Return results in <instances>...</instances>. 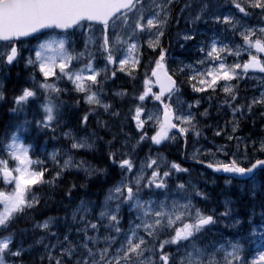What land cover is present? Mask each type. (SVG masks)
Listing matches in <instances>:
<instances>
[{
    "label": "snow or ice",
    "instance_id": "snow-or-ice-1",
    "mask_svg": "<svg viewBox=\"0 0 264 264\" xmlns=\"http://www.w3.org/2000/svg\"><path fill=\"white\" fill-rule=\"evenodd\" d=\"M178 2L183 3L179 9L181 14L190 12L189 22L193 26L202 20L207 23L205 17H208L214 24L223 25L225 31L230 30L233 36L238 34L242 44L218 46L217 41L213 40L207 48H199L204 57L197 63L205 65L211 62L214 66L204 71L192 65L170 70L167 50L161 38L175 18L173 13ZM229 3L243 16L237 18L231 11L228 14L213 11L211 0H0V77L7 79L13 68L23 65L29 70L28 79L31 81V84L22 86L18 91L13 90L10 99L8 89L0 81V101L11 104L10 112L25 115L36 104L42 109L43 116L35 124L37 128L50 130L53 139H57L54 134L60 126V110L65 105L61 96L70 91L81 94L80 99L74 100L76 107L80 106L81 100L89 106L79 121L83 130L88 128L89 116L97 114L99 109L111 117H119L120 113L113 110V105L103 99L104 83L114 78L117 70L136 79L135 72L143 55L140 39L147 36V47L158 50V56L150 69V75L145 72L143 90L135 97L141 104L135 106L132 119L140 135L136 143L131 145L130 152H135L146 140L160 145L163 141L175 139L169 135L173 129H178V133L185 137L189 133L196 137L201 135L197 117L192 111L194 106L199 107L200 100L197 99L194 104L188 103L187 111H184L185 102L180 100V88L174 78L187 68L191 73L187 77L188 83L194 92L205 93L210 89L214 93L217 87H221L225 94L223 103L232 110L231 134H227L226 139L235 141L236 151L231 153L233 158L227 162H209L207 167L215 172L248 177L255 182L257 174L264 175V135L252 139L250 135L240 137L235 134L239 130L237 116L251 115L256 106L264 107V92L259 98L253 97L250 102L237 103L238 90L230 82L250 70L264 73V56H261L264 54V25L255 27L247 23V18L257 15V9L261 21H264V0H229ZM193 8L196 11L191 14ZM85 28L90 35L85 40L84 50L80 52L74 48L70 50L66 46L69 43L67 39L51 35L57 29L67 35H74L77 29ZM97 29L99 36L94 35ZM181 38L187 42L196 37L192 32H185ZM33 40L37 41L34 46L31 45ZM89 44L92 45L91 49ZM25 52L29 54L26 56ZM244 52L248 54L246 61L226 62L227 56L239 58ZM82 61L86 62L81 64ZM99 61L104 62V67L96 66ZM109 65L113 66L110 74ZM37 72L42 79L37 78ZM61 81H67L72 88L61 87ZM220 81L225 83L220 85ZM153 88L159 90L153 91ZM114 95L123 97L127 92L119 91ZM148 98L163 105L162 118L150 112L146 119L142 118L146 113L143 102ZM200 115L207 116V109ZM261 116L264 117V112H261ZM148 121H153L155 128L154 134L150 136L145 130ZM28 123L25 119L23 124L15 126L14 131H6L0 138V178L5 185L10 186V190L0 189V231L7 233L0 234V264H25V254L34 247L29 245L25 249L23 244L14 245L15 233L11 231V226L41 203L39 187L47 185L55 189L64 173L72 169L83 171L89 179H106L109 172L108 168L91 166L83 159L77 162L71 154L73 150H91L94 142L89 143V140L103 137L96 131L90 135L77 136L69 130L61 132V135L70 147L66 150L54 149L48 154L54 171L51 179H45L49 170L44 167V161L33 160L31 146H26L20 140L19 133L21 130L27 131L25 125ZM97 125L104 129L109 127L107 121L97 120ZM222 131L217 130L215 135L220 136ZM114 141H117L115 135L107 141L110 148L107 155L111 164L118 166L120 179L107 189L98 214L91 201L81 199L71 215L77 226L74 229L69 227L62 236L51 231L55 218L49 217L35 224L36 228L47 234L35 241L36 245L43 248L39 254V264H264V211L260 213L261 223L258 226H254L251 217L247 220L251 228L250 236L257 235V227L261 229L259 244L255 249H249L246 242H242L247 240L243 236L224 242L212 240L204 243L205 236L212 233L214 226L224 218L232 221L225 227L237 228L245 223L234 215L231 202L225 201V210L220 213L215 209L206 213L193 204L189 197H185V203L172 200L169 204L167 181L172 170L188 172V169L173 162L169 170L162 171L158 160L151 156L137 168L129 152L111 150ZM248 141H251V148ZM129 142L125 139L122 147L127 148ZM228 147L221 145L218 151L227 157ZM237 153L242 155L243 162L236 158ZM62 156H67V159ZM10 162H14V166H10ZM33 165L39 167L34 168ZM146 169H152L150 176L146 174ZM225 183L231 184L232 181L226 180ZM74 188L76 184L69 188V196ZM176 188L186 190L183 183L177 184ZM249 191L254 199L264 196V181L258 188L253 183ZM161 194L164 199L152 198ZM194 195L208 199L200 191ZM261 207L264 208V203ZM125 210L129 213L127 224L124 223ZM73 231L76 233L75 238Z\"/></svg>",
    "mask_w": 264,
    "mask_h": 264
},
{
    "label": "rangeland",
    "instance_id": "rangeland-1",
    "mask_svg": "<svg viewBox=\"0 0 264 264\" xmlns=\"http://www.w3.org/2000/svg\"><path fill=\"white\" fill-rule=\"evenodd\" d=\"M213 11H220L228 14L229 11L236 14L237 18L243 16V13H239L237 9L233 5L229 3V0H211ZM220 7H217V6ZM183 7V3L178 2L176 6V10L173 13L175 17L166 30V34L161 38L162 44L164 48L167 50V63L170 70L175 71L178 68L184 67V65H192L194 68L204 71L209 66H214L211 62H207L205 65H200L197 63L198 60L204 57V53L199 51L200 47H206L211 44L213 40H216L218 46H222L224 44L233 47L235 44H242V40L238 34L233 36L231 31H225V28H211V24L214 22L205 17L208 20L205 23L203 20L198 22L195 26H193L190 20V12L185 11L183 14L179 12V9ZM196 8L191 10V14H194ZM257 15H253L247 18V23L250 26L259 27L264 25V21H261L259 17V9L255 10ZM178 21V22H177ZM193 29L195 31L193 32ZM71 32V31H69ZM185 32H192L195 35V40L193 41H184L181 38V35ZM54 38H65L69 41L66 45L67 47L74 48L77 52L84 50L85 40L88 39L90 33L85 28L83 30L77 29L74 35H67L63 32L54 31L51 33ZM95 36H99V30L94 33ZM46 38V37H42ZM147 36L141 37L140 43L143 47H147L146 41ZM37 41H31V45H35ZM184 47H181V45ZM89 48H92V45L89 44ZM153 51L152 49H149ZM29 53L25 52L27 56ZM34 55V53H33ZM264 56V54H261ZM248 59V54L246 52L242 53L241 57L234 58L233 56H227L226 62L228 64H232L234 62H244ZM86 61H82L81 64ZM80 66V65H78ZM98 68L104 67V62L99 61L96 63ZM154 66V65H153ZM118 69V65L115 66ZM18 69V68H17ZM21 71V75L23 76L22 81H24L23 86H27L31 84V81L28 79L29 70L25 69L23 65L19 67ZM109 74L113 70V66L109 65ZM241 71V70H238ZM25 73V74H24ZM121 75L126 78L129 77L126 73L120 72L117 70L116 75ZM191 73L187 68H185L184 73H178L175 78L178 81V86L180 88V100L185 102L184 111H187V104L192 103L199 99L200 105L199 107H193L192 111L197 117L198 121V129L201 131V139L207 140L209 139V134L205 131L206 127L211 130V134L214 138H211L207 141H197L194 139H198L193 133H189L188 136L192 137V140H182V138L177 135L178 129H173V132L170 133V137L174 136L175 139H168L163 141L160 145H154L152 148H143L140 146L135 150V152H130L131 145L136 143V140L139 138V131L135 127V121L132 119L134 115V109L137 104H141V102L135 99L136 96L133 97V106L132 110L129 112V123L130 129H127L128 132H114L117 136L116 147L117 150H121L124 152H129L131 158L135 161L136 167L139 168L141 162H146L147 158L151 156L153 159H157L160 164L161 170H169L171 163L175 162L180 164L182 168H187L188 172H176L172 170V175L168 178L169 184V204H171L172 200H178L180 203H185V197H189L192 200V203L197 207L201 208L206 213H211L213 209L216 210L217 213L223 212L225 210V201H230V206L234 209V215H236L239 219L244 220L245 223L237 228L225 227V224H230L232 221L228 218H224L221 223L214 226L213 232L209 233L204 238V243H207L212 240H217L220 242L227 241L229 239L235 240L239 239L241 236L246 237L247 247L249 249H255L259 244V232L261 229L257 227V235L250 236L251 228L247 224V220L251 217L254 221V226H258L261 223L260 213L264 211V208L261 207V204L264 203V196H260L261 199L256 197L252 198L249 189L253 187V183L256 184L257 188L261 181H264V175L257 174L255 182L249 180L248 177H239L232 175L231 173L224 172H215L213 169L207 167L209 162L215 161H224L232 159V152L236 151L235 141H228L226 139L227 134H231L233 120L232 110L227 105L223 103L225 94L223 93L221 87H217L216 91L213 93L210 89L205 93H197L192 90L191 85L188 83V75ZM37 78L42 79L37 72ZM144 79V78H143ZM143 79H142V90H143ZM0 81L3 83L5 79L0 77ZM220 85H223L225 82H218ZM232 85H235L238 90V99L237 103H244L245 101H251L253 97L259 98L260 94L264 92V73L259 71L250 70L246 75H243L241 78L237 80H233L230 82ZM119 82L117 80V76L114 78L108 79L104 83V93L103 99L105 102L110 103L114 106H118L121 101H126L129 99L128 93L126 96L120 97L115 96L114 93L119 91H126V89L118 86ZM61 87H67L68 89L72 88V85L67 81H61ZM157 91V90H156ZM127 92V91H126ZM81 94H77L75 92L66 93L65 96H61V99L65 101L64 107L60 110L62 115L60 118V126L58 127L56 133L54 134L57 139H53V133L48 129L37 128L35 121L40 120L43 116L42 109H39L36 104H33L27 111V114L24 113L16 114L12 113L9 110L6 115V123H8L6 131H14L15 126L18 124H23L26 119L29 121L25 127L27 131L21 130L20 140L26 146L30 145V155L33 160H41L44 163H51L52 171H54V166L51 160L48 157V154L51 153L54 149H62L66 150L70 147L69 142L61 135V132H67L72 130L73 134L77 136L90 135L94 130L88 125L87 130H83L79 121L80 118L84 115L85 112L88 111L89 106L84 104L81 100L80 106L76 107L74 104L75 99H80ZM110 98H109V97ZM138 96V95H137ZM211 96V99H209ZM55 99V97H53ZM175 100V97H174ZM165 102H169L165 100ZM2 106V101H0V108ZM4 106V104H3ZM143 106L146 109V113L142 116L143 119H146L147 113H152L154 115H159L162 118L163 107L159 105L158 101L154 99L148 98L145 102H143ZM175 107V104L173 105ZM207 109L208 115L202 116L200 115ZM198 110H200L198 112ZM261 112H264V107L256 106L253 109L251 115L245 114L244 117L237 116L239 120V130L235 135L240 137H248L249 135L252 139H257L261 135H264V117L261 116ZM120 113V112H119ZM105 115H109L107 113H103L102 109L98 110L97 114H93L89 116V120L97 127V120L107 121ZM212 115H216V119L214 123L210 124L206 122L204 119H209ZM209 117V118H208ZM202 120V124L199 126V123ZM150 127L149 136L154 134L155 128L153 126V121H148ZM206 123L207 126H206ZM10 126V127H9ZM100 127V126H98ZM101 129H104L100 127ZM109 129V127L107 128ZM223 129L220 136H216L215 132L217 130ZM5 131V132H6ZM125 139H128L129 146L127 148H123ZM100 139L97 140L95 137H92L89 140V143L94 142V147L91 150L81 149V150H73L72 155L74 160L79 162L80 160H85V153H88L92 150L98 148ZM249 148H251V141H248ZM221 145H228L229 155L226 157L222 151H218ZM156 150V151H155ZM241 151H243V144H241ZM208 153H214L215 155H208ZM2 155V154H0ZM63 159H67V156H62ZM236 158L240 159L243 162V157L240 153H237ZM86 161V160H85ZM202 161V162H201ZM62 162V161H61ZM88 164H90L88 162ZM10 166H14V162H10ZM34 168L39 167L38 165H33ZM152 169H146V174L150 176ZM67 172L77 173L79 175L84 176L86 179L85 173L83 171H77L75 169L69 170ZM119 168L117 166V170L114 171V175H117L116 178L111 182V184L106 187L101 194H93L91 192L82 193L78 199L71 204V207L67 210L66 217L60 216H45L38 220L37 222H43L49 217L55 218L53 227L51 231L57 232L59 235H63L69 227L75 228L77 225L72 221L71 215L73 210L79 205L81 199L85 201H91L95 212L98 214L99 205H101L105 199V195L107 193V189L117 180L120 179ZM223 175L225 178H222L224 181H220L216 179V175ZM227 174V175H226ZM231 176V177H230ZM226 180H231V184H226ZM185 184L186 190H178L176 188L177 184ZM0 189L10 190V186L5 185L3 183L2 178H0ZM157 193H161L162 190H154ZM196 191H200L205 193L208 199H204L203 197L195 196L194 193ZM215 192V193H214ZM213 194L215 195L213 197ZM147 198V197H145ZM153 199H164V196L156 195L152 197ZM124 223L127 224V220L129 218V213L125 210L124 212ZM33 223L32 227L34 231H37L34 239L30 240L25 246V249L29 248V245H34L32 249H30L27 253L37 252L40 254L43 251L41 245H36L35 241L40 238L41 235L47 236V234L35 227ZM0 234L7 235V233H3L0 231ZM73 238H75L76 233L73 231ZM52 242H55L54 238H51ZM48 242V239L45 240V243ZM39 256V255H38Z\"/></svg>",
    "mask_w": 264,
    "mask_h": 264
},
{
    "label": "trees",
    "instance_id": "trees-1",
    "mask_svg": "<svg viewBox=\"0 0 264 264\" xmlns=\"http://www.w3.org/2000/svg\"><path fill=\"white\" fill-rule=\"evenodd\" d=\"M142 52L143 55L141 56V64L135 72L136 79L133 80L132 78H126L119 74L116 75L119 82L118 86L126 89L128 96H130L128 100L121 101L118 106H114V109L119 110L120 116L111 117L110 115H105L109 129H101L98 126L96 127L92 120H89L90 127L96 131L99 136L103 137V139H100L101 141L98 148L85 153V160L89 162L91 166L108 168L109 172L107 178L93 177L91 179H86L84 176L77 173L65 172L63 178L58 181V186L55 189H51L47 185L39 188L38 186H34V188H38L39 193L42 195L41 203L35 210L30 211L29 215L19 218L11 226V231L15 233L13 241L14 245L23 244V246H25L30 240L34 239L37 231L33 230V223L48 215L66 217L67 210L82 193L91 192L93 194H101L103 190L116 178L117 175H114V171L117 170V165H112L108 158L107 153L110 148L107 141L112 140L115 135V131L128 132L127 129L131 128L130 125H128V121L130 116L129 112L132 110L134 102L132 101L133 97L139 95L142 91V79L145 78V72L150 75V69L154 65V61L158 56V50L150 51L148 48L143 47ZM17 73H19V75H17ZM22 78L23 76L21 75L20 69L13 68L9 77L5 79L4 86L8 89L9 99L13 90L18 91L25 84L24 81H22ZM153 91H156V89L153 88ZM10 107V103L2 101V106L0 108V134L3 130H5V118ZM145 130L149 132L147 125H145ZM113 143L114 147L111 150L116 151L118 145L116 147V141ZM154 145L155 144H153L150 140H146L140 145V148L143 147L148 149L152 148ZM51 166V163H44V167L49 170L45 174V179H51ZM222 178H225V176L216 175V179H218L219 182L223 181ZM72 184H76V188L72 189L71 196H69L68 190L71 188ZM80 185H86V187H80ZM214 196L215 195L213 194V197ZM258 198L261 199L260 196H258ZM38 255L39 254L37 252L26 253L24 256L25 264H39Z\"/></svg>",
    "mask_w": 264,
    "mask_h": 264
},
{
    "label": "flooded vegetation",
    "instance_id": "flooded-vegetation-1",
    "mask_svg": "<svg viewBox=\"0 0 264 264\" xmlns=\"http://www.w3.org/2000/svg\"><path fill=\"white\" fill-rule=\"evenodd\" d=\"M200 110H198V112H199ZM209 118V117H208ZM217 117H216V115H212L209 119H204V120H206V122H208V123H210V124H212V123H214V121H215V119H216ZM208 123H206V126H207V124ZM202 124V120H201V122L199 123V126ZM205 131L209 134V139H211V138H214L213 136H212V134H211V130L208 128V127H206V129H205ZM180 137L182 138V140L184 139V140H192V137L191 136H188L187 135V137H185V136H182V135H180ZM201 139V136H199L198 137V139H194V140H197V141H207V140H209V139H207V140H200Z\"/></svg>",
    "mask_w": 264,
    "mask_h": 264
},
{
    "label": "bare ground",
    "instance_id": "bare-ground-1",
    "mask_svg": "<svg viewBox=\"0 0 264 264\" xmlns=\"http://www.w3.org/2000/svg\"><path fill=\"white\" fill-rule=\"evenodd\" d=\"M211 28H213V29H216V28H224V26L223 25H216V24H211ZM60 127H62V126H60Z\"/></svg>",
    "mask_w": 264,
    "mask_h": 264
},
{
    "label": "water",
    "instance_id": "water-1",
    "mask_svg": "<svg viewBox=\"0 0 264 264\" xmlns=\"http://www.w3.org/2000/svg\"><path fill=\"white\" fill-rule=\"evenodd\" d=\"M58 31H61V30H59V29H57ZM158 89V88H157ZM159 90V89H158Z\"/></svg>",
    "mask_w": 264,
    "mask_h": 264
}]
</instances>
